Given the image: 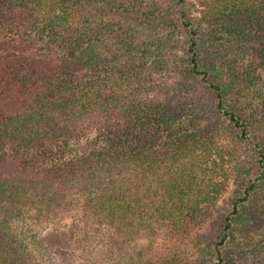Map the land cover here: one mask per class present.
<instances>
[{"label": "trees", "instance_id": "trees-1", "mask_svg": "<svg viewBox=\"0 0 264 264\" xmlns=\"http://www.w3.org/2000/svg\"><path fill=\"white\" fill-rule=\"evenodd\" d=\"M198 2L0 0V264H264V0Z\"/></svg>", "mask_w": 264, "mask_h": 264}, {"label": "rangeland", "instance_id": "rangeland-1", "mask_svg": "<svg viewBox=\"0 0 264 264\" xmlns=\"http://www.w3.org/2000/svg\"><path fill=\"white\" fill-rule=\"evenodd\" d=\"M187 2H188L187 3L188 7L192 11V13L195 15H198V11L200 10V5H199L198 0H187ZM2 101H3V98H0V104L2 103ZM4 169L6 170V172L9 173L13 171L14 166L5 164ZM233 178L234 177H232L231 181L229 182L228 187L225 190V192H223L220 195L218 205H217L219 208L226 207L235 194L236 186L233 184L234 183ZM65 223L68 224L69 221H65ZM163 246L164 244L162 241L157 244V248H161ZM75 255H76V263H78V261L81 260V257L79 258V251H77Z\"/></svg>", "mask_w": 264, "mask_h": 264}]
</instances>
